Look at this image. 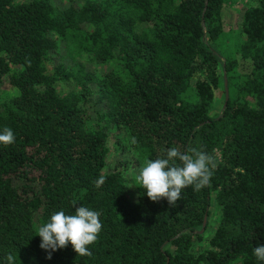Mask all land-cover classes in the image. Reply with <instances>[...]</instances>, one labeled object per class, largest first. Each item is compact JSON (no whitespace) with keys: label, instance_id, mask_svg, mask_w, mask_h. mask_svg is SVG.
<instances>
[{"label":"trees","instance_id":"trees-1","mask_svg":"<svg viewBox=\"0 0 264 264\" xmlns=\"http://www.w3.org/2000/svg\"><path fill=\"white\" fill-rule=\"evenodd\" d=\"M229 1L0 0V129L16 136L0 144V264H261L264 0L243 15L247 73L213 48ZM171 147L216 160L175 206L136 181ZM214 202L220 223L195 249ZM80 204L100 212L91 255L69 244L48 259L37 228Z\"/></svg>","mask_w":264,"mask_h":264},{"label":"clouds","instance_id":"clouds-1","mask_svg":"<svg viewBox=\"0 0 264 264\" xmlns=\"http://www.w3.org/2000/svg\"><path fill=\"white\" fill-rule=\"evenodd\" d=\"M15 139L11 128L0 129V144L10 145ZM215 167L213 155L195 148L181 151L171 147L166 149L163 156L146 160L136 174V181L145 189L150 200L155 202L165 198L169 205L175 206L188 187L200 190L208 186ZM101 229L100 212L80 204L74 212L68 213L61 209L52 213L37 228V235L41 239L40 248L48 253V259H51L52 253L69 244L77 254L87 256L91 255L89 245L96 241ZM253 255L264 264V244L255 246ZM6 260L7 264H16L12 254Z\"/></svg>","mask_w":264,"mask_h":264},{"label":"rangeland","instance_id":"rangeland-1","mask_svg":"<svg viewBox=\"0 0 264 264\" xmlns=\"http://www.w3.org/2000/svg\"><path fill=\"white\" fill-rule=\"evenodd\" d=\"M257 1L258 0H230L227 3L225 10L223 11L224 33L221 35L219 40L213 44V48L220 55L223 62L225 60H238L239 58V71L241 73H247L250 71L249 63L240 60L239 57V48L246 39L242 31L243 15L247 9L257 6ZM223 102V93L222 90H220L217 93L215 105L213 110L211 111L212 117L221 113L224 107ZM109 146L112 153L105 167V172L112 171L116 167V163L118 160V156L115 153L113 138L110 139ZM120 157L122 158V154ZM130 175L131 172L127 176L131 177ZM128 189L130 198L135 202L137 200V194L132 191L133 186L130 185ZM211 209V215L208 220V226L203 233L202 242L197 243L194 246L195 249L209 248V241L213 237L220 223V213L215 202L213 203Z\"/></svg>","mask_w":264,"mask_h":264},{"label":"water","instance_id":"water-1","mask_svg":"<svg viewBox=\"0 0 264 264\" xmlns=\"http://www.w3.org/2000/svg\"><path fill=\"white\" fill-rule=\"evenodd\" d=\"M225 86H226V102H228L229 100V92H228V82H227V78H226V75H225ZM226 107V106H225ZM207 221H208V218L206 217L205 218V221H204V225H203V228L202 230L200 231V234H203L206 230V227H207Z\"/></svg>","mask_w":264,"mask_h":264}]
</instances>
